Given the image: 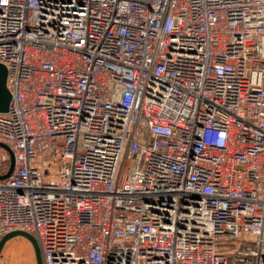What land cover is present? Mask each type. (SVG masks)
Masks as SVG:
<instances>
[{
    "label": "built area",
    "instance_id": "1",
    "mask_svg": "<svg viewBox=\"0 0 264 264\" xmlns=\"http://www.w3.org/2000/svg\"><path fill=\"white\" fill-rule=\"evenodd\" d=\"M0 62V239L264 264V0H0Z\"/></svg>",
    "mask_w": 264,
    "mask_h": 264
},
{
    "label": "water",
    "instance_id": "2",
    "mask_svg": "<svg viewBox=\"0 0 264 264\" xmlns=\"http://www.w3.org/2000/svg\"><path fill=\"white\" fill-rule=\"evenodd\" d=\"M7 80H8L7 66L0 62V112H7L9 110L10 102L12 99V94L8 87ZM0 145L7 149V151L10 154V158H11L10 165H9L7 172L3 175H0V180H2L11 175L15 167V157H14L13 151L8 145L2 142H0ZM16 235L24 236L29 240V242L31 243L34 249L36 264H43L40 246H39V243L36 237L33 234L27 231H23V230H15V231L9 232L0 239V254L7 240Z\"/></svg>",
    "mask_w": 264,
    "mask_h": 264
},
{
    "label": "rangeland",
    "instance_id": "3",
    "mask_svg": "<svg viewBox=\"0 0 264 264\" xmlns=\"http://www.w3.org/2000/svg\"><path fill=\"white\" fill-rule=\"evenodd\" d=\"M11 158L2 162L7 170ZM0 264H36L34 249L29 240L21 235L11 237L5 243L0 254Z\"/></svg>",
    "mask_w": 264,
    "mask_h": 264
}]
</instances>
